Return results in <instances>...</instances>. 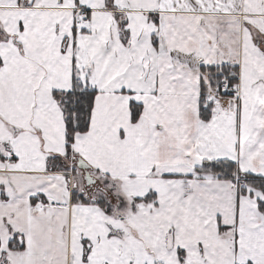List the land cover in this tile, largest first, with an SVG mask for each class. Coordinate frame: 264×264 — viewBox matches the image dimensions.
Instances as JSON below:
<instances>
[{
    "label": "snow or ice",
    "instance_id": "1",
    "mask_svg": "<svg viewBox=\"0 0 264 264\" xmlns=\"http://www.w3.org/2000/svg\"><path fill=\"white\" fill-rule=\"evenodd\" d=\"M0 264H264V0H0Z\"/></svg>",
    "mask_w": 264,
    "mask_h": 264
}]
</instances>
